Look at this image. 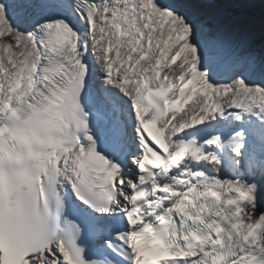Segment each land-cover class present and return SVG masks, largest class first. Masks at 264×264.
Wrapping results in <instances>:
<instances>
[{"label":"snow or ice","instance_id":"1","mask_svg":"<svg viewBox=\"0 0 264 264\" xmlns=\"http://www.w3.org/2000/svg\"><path fill=\"white\" fill-rule=\"evenodd\" d=\"M0 264H264V0H0Z\"/></svg>","mask_w":264,"mask_h":264},{"label":"bare ground","instance_id":"2","mask_svg":"<svg viewBox=\"0 0 264 264\" xmlns=\"http://www.w3.org/2000/svg\"><path fill=\"white\" fill-rule=\"evenodd\" d=\"M257 17H259V10L257 9ZM257 29H259V24L257 25Z\"/></svg>","mask_w":264,"mask_h":264}]
</instances>
